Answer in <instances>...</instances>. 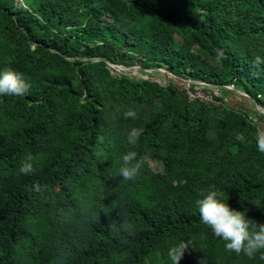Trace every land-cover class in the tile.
<instances>
[{"label":"trees","instance_id":"1","mask_svg":"<svg viewBox=\"0 0 264 264\" xmlns=\"http://www.w3.org/2000/svg\"><path fill=\"white\" fill-rule=\"evenodd\" d=\"M256 56L264 0H0V73L28 85L0 96V264H171L181 239L193 248L180 264H264V250L227 251L196 203L214 185L264 223V153L249 119L264 126ZM136 66L169 80L136 77ZM183 79L216 85L223 103L190 101ZM132 128L143 129L134 149ZM129 150L144 165L124 181ZM29 154L35 172L24 175Z\"/></svg>","mask_w":264,"mask_h":264},{"label":"clouds","instance_id":"2","mask_svg":"<svg viewBox=\"0 0 264 264\" xmlns=\"http://www.w3.org/2000/svg\"><path fill=\"white\" fill-rule=\"evenodd\" d=\"M262 64H264V57H254L253 67L259 68ZM27 91L28 85L17 72L6 69L0 73V96L22 97ZM124 116L125 118H135L136 112L128 110L124 113ZM253 125L256 126L257 148L261 153H264V126L257 125L256 120H253ZM142 133V128H132L128 133L127 142L133 146V149L138 144ZM143 165L144 160L138 158L137 151L129 150L121 158L118 175L124 181H133L140 174ZM19 171L24 175H31L35 172L33 157L30 154L24 157ZM33 191L35 193L41 192L42 186L36 183ZM201 197L196 201L200 219L212 230L216 237L225 241L227 251L234 252L237 255L243 253L252 258L258 251L264 250V223L253 222V219L247 217L246 211L232 208L228 203V199L223 198L224 193L214 185L207 192L201 193ZM192 243L191 239L187 241L181 239L174 243L168 250V258L171 264H180L189 248H193ZM261 258L264 259V252H262Z\"/></svg>","mask_w":264,"mask_h":264},{"label":"built area","instance_id":"3","mask_svg":"<svg viewBox=\"0 0 264 264\" xmlns=\"http://www.w3.org/2000/svg\"><path fill=\"white\" fill-rule=\"evenodd\" d=\"M185 81L192 82L188 83V85L186 83L187 94L189 96L190 101H199L200 103L211 104L214 106H218L223 103V101L217 99L220 96V93L218 92L216 85H211L203 81H192L190 79H186ZM226 87L225 88L228 90H233L232 85H226ZM241 96L246 99L248 97L244 93H242ZM249 119L252 121L256 120V122H258V119L255 116L249 117Z\"/></svg>","mask_w":264,"mask_h":264},{"label":"rangeland","instance_id":"4","mask_svg":"<svg viewBox=\"0 0 264 264\" xmlns=\"http://www.w3.org/2000/svg\"><path fill=\"white\" fill-rule=\"evenodd\" d=\"M111 65H113V67H115L116 69L115 70H113V72L114 73H121V72H127V67H124V66H122V65H114V64H111ZM129 70H131V68L129 69ZM155 71V72H154ZM152 70V69H148V73L147 74H140L139 73V70H138V67L136 66V67H134V70L133 71H131L130 73L131 74H133L134 76H143V77H148L151 73H155V77L156 78H158V80H159V82L161 83V84H165L169 79H168V77H165V74H167L166 72H165V70ZM160 71V72H159ZM169 75V74H168ZM170 76H172V75H170ZM177 83H179L180 85H181V83L180 82H177ZM183 83H184V85H185V88H186V83H187V85H188V83H192V82H188V81H185V80H183ZM240 92V91H239ZM151 165H152V167L154 168V169H156V170H161L162 169V165L161 164H159V163H151Z\"/></svg>","mask_w":264,"mask_h":264},{"label":"water","instance_id":"5","mask_svg":"<svg viewBox=\"0 0 264 264\" xmlns=\"http://www.w3.org/2000/svg\"><path fill=\"white\" fill-rule=\"evenodd\" d=\"M99 58H93L92 60H98ZM109 64H111V63H109ZM160 70H165V69H160ZM166 71V70H165ZM167 72V71H166ZM227 88V87H226ZM232 90V89H231ZM235 93H237L238 95H242V93L241 92H239V91H236V90H233ZM247 99H249V101H250V98L249 97H247ZM253 101V100H252ZM255 110L256 111H258L261 115H263L264 116V110L258 105V104H255Z\"/></svg>","mask_w":264,"mask_h":264},{"label":"crops","instance_id":"6","mask_svg":"<svg viewBox=\"0 0 264 264\" xmlns=\"http://www.w3.org/2000/svg\"><path fill=\"white\" fill-rule=\"evenodd\" d=\"M232 92H234V91L232 90ZM234 93H235V92H234ZM225 100L228 101V102H230V103H231V101L233 100L232 104L236 103V99H234V98H232V97L225 98L224 101H225Z\"/></svg>","mask_w":264,"mask_h":264},{"label":"bare ground","instance_id":"7","mask_svg":"<svg viewBox=\"0 0 264 264\" xmlns=\"http://www.w3.org/2000/svg\"><path fill=\"white\" fill-rule=\"evenodd\" d=\"M232 91V90H231Z\"/></svg>","mask_w":264,"mask_h":264}]
</instances>
